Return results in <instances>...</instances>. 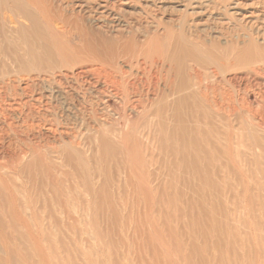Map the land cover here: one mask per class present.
<instances>
[{
  "label": "bare ground",
  "instance_id": "6f19581e",
  "mask_svg": "<svg viewBox=\"0 0 264 264\" xmlns=\"http://www.w3.org/2000/svg\"><path fill=\"white\" fill-rule=\"evenodd\" d=\"M53 1L0 0V73L14 66L17 74L54 75L57 70L66 77L63 72L69 71L77 80L96 76L104 84L105 95L120 101L124 128L113 133L93 118L95 126L88 125L86 130L95 133L92 138L101 146L77 138L42 151L18 140L27 145L26 150L0 166V239L5 234L12 242L6 258L0 254V264H53L36 241H15L14 237L32 232L33 220L25 216L30 210L40 227L44 222L59 225L53 213L63 205L86 207L95 221H108L109 245L132 253H124L127 262L121 263L122 254L114 252L106 264H172L160 246L163 239L174 246L173 264H264L261 226H255L254 238L244 223L239 227L241 221L225 207L221 186L228 178L221 172L242 183L232 160H264V61L260 57L264 47L252 38L242 44L233 40L222 46L216 39L207 43L198 35L201 22L189 16L178 24L159 23L164 31L153 32L144 27L140 13L139 17L129 14L121 0H115L120 6L112 9L110 0H95L104 9L100 17L95 16L94 7L79 6L67 13L55 10ZM198 9L191 11L193 17L205 15L208 8ZM244 27L252 30L248 23ZM84 66L90 69L74 74ZM128 111L136 118L130 119ZM244 113L259 116L258 126L250 125ZM1 130L0 142L7 134ZM8 130L17 135L14 128ZM7 169L11 174L5 173ZM66 189L71 190L73 202L63 197ZM129 198L138 206L137 213L143 203L144 213L158 221L155 228L138 215L133 225L120 224L121 207ZM163 204L171 208L158 207ZM253 205L254 198L249 199L251 209ZM119 225L125 229L121 236ZM108 232L99 237H108ZM17 248L22 252H16Z\"/></svg>",
  "mask_w": 264,
  "mask_h": 264
},
{
  "label": "rangeland",
  "instance_id": "374dc122",
  "mask_svg": "<svg viewBox=\"0 0 264 264\" xmlns=\"http://www.w3.org/2000/svg\"><path fill=\"white\" fill-rule=\"evenodd\" d=\"M21 1L23 3H26L27 0H21ZM121 1L124 2L125 4L124 8L127 9L129 14L132 13L136 17L137 16L139 17V15L142 16L141 21L143 22L144 27H147L148 30L153 32L159 30V32L162 33L164 31L162 26L159 27L158 25L159 23L178 24L181 21V19L183 20L187 18V16H189L188 17L189 19L192 20L196 18V21L199 20L198 22H201L198 25V28L201 31L198 35H200L201 39L203 41H206L207 43L210 40L216 39L221 42L222 46H224V44L227 43L230 44L233 40L234 41L238 40L242 44L243 41L247 42L249 39L252 38L255 39L260 46L264 47V0H121ZM53 2H52L53 8L55 10L61 9L64 13H67L68 10L71 9H79L78 8L79 6L84 9H87L88 7H94V9L91 8L92 11L97 10L98 12H94V14L95 16L97 15V17H100L101 13L99 11L104 10L100 8L101 5L95 4L96 3L95 0H54ZM98 2H101V0H99ZM113 4L115 5V7L113 6ZM119 6L120 5H118V3H116L115 0H110V4H108V7L110 9L118 8ZM198 7L204 10H206V8L208 9L206 10L205 15L199 17H193L191 11L195 9L197 11H200ZM233 12L234 14L232 15L231 13ZM144 13H146L147 15H145ZM200 19L203 20L200 21ZM21 21L23 22V24L28 25V22L24 20ZM246 23H248L249 26H251L252 30L250 28L244 27ZM61 26L62 25H59L57 26V28H60ZM142 30L143 29L139 31L142 32ZM260 57L264 61V53L260 54ZM258 63L261 65L260 60ZM7 69H8L7 72L0 73V129H2L1 133H7L3 136V140L0 142V166L8 165L11 160V157H13L15 154H18V152L20 151L21 152L23 150L25 151L27 145L34 146L42 151H52L55 148L61 146L62 143L67 142L69 140H75L77 138H82L83 143L92 140L93 143L96 145L97 139L93 140L92 138L95 133L86 130L87 128L86 126L88 125L95 126V124H92L93 118H96L101 124H103L104 127H102V129L104 128L112 129L113 133L124 128V123L119 118L120 112L122 111L120 101L112 97H107L105 95L104 84L99 79H97L96 76L89 75L81 80H77L76 77L72 75L71 72L69 71L63 72L64 74L68 75V77H66L63 74H59L57 70L53 72L54 75H48V74L37 75L35 73L29 75L27 73L17 74L15 72L16 69L14 66L13 67L9 66L7 67ZM89 69L90 68L87 66H84L82 68L79 67L75 69L74 74ZM241 73L244 74L246 73V71H242ZM254 101L255 98L251 100V104L255 106L256 102L254 103ZM128 114L130 119L136 118V114L133 111H128ZM244 119L250 125H254V126L256 124L258 126L260 122L259 116L253 114L249 115L247 113H244ZM9 127L14 128L17 131L18 136L11 134V132H5V131H9L8 130ZM19 139L24 140L25 143H27V145L18 141ZM143 140L145 142V138H143L142 141ZM98 145L101 146L102 142L99 141V144H97V146ZM22 156H24V154H22ZM26 158L27 156H25V159ZM256 158L253 159L252 162H246L247 159H243V158L238 161L237 159L234 158L235 161L233 160L231 161L232 166L239 172L238 174L242 182L241 184L239 180L236 179L235 177L229 176L225 174V172H221V175L223 177H228L225 178L226 180L224 179L223 183L221 184L222 190L225 189L224 190L226 196L225 207L227 206L226 208L228 210L229 209L232 210V215L233 218H235V220L237 219L241 221L239 227L240 226L243 227L244 224L247 226L249 233L253 238L255 235L254 233L255 226L256 227L261 226L262 228L261 235H263L264 237V208H263L264 207V160H262L261 157H256ZM4 171L7 174H11L10 170L8 169L7 171L6 170ZM259 172L261 176H259L260 175ZM60 177H62V175ZM72 184H73L72 181L68 182V185L71 187ZM227 188L229 189V191ZM66 190L64 191L63 197H65V199H68V201L71 200L73 202L74 197L73 195H71L72 194L71 190L70 191L68 189ZM167 192L170 193L171 196H173L172 194L174 192L171 191L169 188L167 189ZM115 194H116L115 196L118 197L117 195L119 194L117 190L115 191ZM232 194L233 196H235L234 199L231 198L233 197ZM69 195H70V199H69ZM22 197L23 196H20L21 200L24 201L25 198L23 197L22 199ZM252 198H254V205L253 208L251 209L249 207V199ZM142 204L143 203L139 204V209H138L139 212L137 213L136 211L138 206H134L132 203V199L129 198V202L127 204L122 205L121 207L122 211H121L120 224L123 225L124 223L125 224L131 223V225H133L134 224L133 222L136 220V217L138 215L141 218L143 216L146 222L148 224L151 223V226L155 228L157 226L156 224H158V221L157 222L152 221L153 220L152 215L150 213H144L145 209H144V205ZM181 206L185 207V204ZM73 207L76 209H74ZM158 207H163V209L171 208L169 204H163L160 206L158 205ZM84 208L85 209H82L81 207L77 208V206H73V205L72 206L68 205L65 207L64 205L62 207H55L53 214L55 218L60 220L59 225L61 224L60 226L56 225L57 227L56 226L54 227L52 223L51 225L48 222H44V225L40 227V225H38L35 222V220L31 217L32 211L31 210L29 211L28 209L27 211H29L30 214L27 211H26L27 213L25 212L26 214L25 213L24 214L26 218L29 216L28 219L31 218L33 220V223H31L32 227L29 226L30 227L29 231L32 232H29L30 235L26 234L25 236H21L20 234L19 237H17L15 235L14 239L15 241L16 240L18 241V239L20 238L22 242H24L25 240L36 241L38 245H40L39 246L40 249L43 252L45 251V253L48 256H51L50 259L48 257V261L51 260L53 264H60V263L92 264L91 262H93V264H106L108 261H110V259H112L113 257L112 255L114 254V252L118 253L119 255L122 254L121 256L123 257V259H121V263L127 262L126 257H128V255L126 254L132 255L131 252L126 253L125 250H123L122 248L119 249L118 247H115L116 249L115 248L112 249V246L109 245V241L112 237L110 235V228H109L111 227L110 223H108V221H104L103 219L100 221L97 220L95 221L93 219V212L89 211L86 207ZM72 210L74 212H72ZM230 210L229 212H231ZM65 211H67V213ZM126 213L127 216L124 217ZM132 216H134V218ZM252 219L254 221L256 220L255 221L256 223ZM125 220L127 222H125ZM159 226L160 229L164 226L162 220L159 221ZM177 226H178L177 223H173V227L179 229V227ZM48 227H52V229ZM8 230L9 228H7L5 233H7ZM21 230H20L21 232H24L25 229L22 228ZM104 230L109 231L108 237L105 236L103 238H100L99 234H101V232L103 233L106 232ZM112 231L114 232L115 229ZM119 231H120L119 232L120 236L124 234L125 229H123V226H120ZM152 231L153 233L157 234L156 231L154 230ZM94 232H96V234ZM53 233L56 236V238H54L55 236L53 235ZM50 234L52 235V237ZM44 238L46 241L44 240ZM39 240L41 241V243ZM164 240L165 239H163V242L160 243V246L167 251L166 257L167 259L170 257L168 260L173 264L174 251L172 247L174 246L172 243ZM10 241L11 240H8L5 234L2 236V239H0V244H1L0 254L2 258H6L5 251H8V249L12 245V242ZM71 242H72V246H71ZM90 242L93 244L96 243L97 245L95 244L94 246L90 244ZM59 243L60 245H58ZM89 245L91 246L89 247ZM77 246L80 248H78ZM91 248H92V252L90 253L89 251H91L90 250ZM101 248L102 249L104 248L103 251H101L102 250ZM18 249L19 248H17L16 252L18 251L22 252V250L20 251V249L19 250ZM46 251H48V253ZM99 251L100 253H98ZM121 251H123V253ZM84 253L90 255L87 256L84 255ZM82 256L83 258H81ZM145 257L149 261H151V257L149 255H145ZM88 258H90V260H88ZM79 259L81 261H79ZM23 263L24 262L20 261V264ZM24 264H31V262L28 261L27 263Z\"/></svg>",
  "mask_w": 264,
  "mask_h": 264
}]
</instances>
